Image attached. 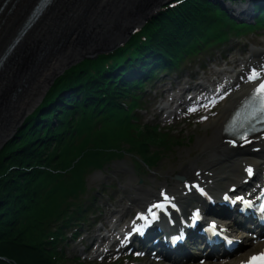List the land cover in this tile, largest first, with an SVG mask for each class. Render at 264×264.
I'll return each instance as SVG.
<instances>
[{"label":"trees","instance_id":"obj_1","mask_svg":"<svg viewBox=\"0 0 264 264\" xmlns=\"http://www.w3.org/2000/svg\"><path fill=\"white\" fill-rule=\"evenodd\" d=\"M216 10L233 22L219 5L208 0H185L178 9L158 14L153 18L156 29L134 70L155 63L170 64L202 45L209 38ZM256 10L264 14V6ZM112 79L111 75L86 79L84 70L58 79L41 106L0 151V264H77L50 249V243L42 242V237L52 233L49 224H24L22 217L33 208L39 187L45 182V170L69 167L71 159L63 145L73 121L78 117L83 124L91 119L92 108L123 110L120 101L125 100V87L130 82L123 77L114 84ZM98 86L105 87L107 99ZM60 87L64 92L55 94ZM155 137L145 129L140 139Z\"/></svg>","mask_w":264,"mask_h":264},{"label":"bare ground","instance_id":"obj_2","mask_svg":"<svg viewBox=\"0 0 264 264\" xmlns=\"http://www.w3.org/2000/svg\"><path fill=\"white\" fill-rule=\"evenodd\" d=\"M3 0H0V3ZM35 0H9L8 3L5 5L3 10L0 12V53L3 51L5 46L10 42L11 38L15 35L17 29L19 28L21 22L24 20L25 16L29 12L30 8L32 7ZM113 2H117L116 0H97L95 6H93V3L90 5L88 4V10L86 12L87 15H89L88 23L85 24V26H82L81 23L76 24L74 26V29L71 31L70 38L67 39L65 42V48L67 49L71 45H74V38L79 35L80 31H85L86 34V40L84 43H91L92 45H106L110 44V42H106L107 40L112 41L115 37H121L123 34V31L126 29L127 24H125V20L129 18L130 16H137L138 14V7L137 4H131L126 7H122L121 15L118 17V19L114 21L117 9L113 7ZM249 3H251V0H247L244 5L232 7V11L236 13H242L244 9H247L249 6ZM82 7V4L80 5V8ZM63 9V3L59 1L55 6L52 8L50 13L47 15V19H45L42 22V19L40 22H37L32 30L28 33L30 35L31 33L35 32V40L33 42L38 41L41 37L44 35H47L49 31L46 29L45 25L54 18L61 10ZM78 9L72 10L73 14L77 12ZM106 35V36H103ZM124 35V34H123ZM110 37V38H109ZM66 38V36H64ZM106 42V43H105ZM32 43V42H31ZM90 48V45H89ZM25 68V67H23ZM21 68L17 69L19 71ZM21 81H20V88L21 93L17 94V99L22 97V99H29L32 98V94L35 90H37L39 81L31 80L29 73L24 72L21 75ZM238 97V96H237ZM237 97L232 96L229 100V102L234 101ZM25 104L20 102V106H24ZM6 111V107L2 108L1 111ZM223 116L218 117V121H221ZM207 121H210V124H212L214 121H216V117L209 118ZM222 141V137L217 136V134L214 132L212 134L203 135L201 137H196V141L194 142L193 147L196 149H200L201 151H198V160L203 161V166L206 167L207 165H226L229 163V159L226 160L227 156H224L222 159H220L225 153H226V146L220 142ZM210 157V159L208 158ZM176 161L174 167H182L181 155L178 157L175 156ZM186 159V158H184ZM220 159V160H219ZM219 160V161H218ZM243 161H248L246 157H242ZM218 161V162H216ZM256 164V162H255ZM243 166V164H242ZM242 168V167H241ZM225 169L224 166H221L218 168V171H212L211 175H205V178H209V180H213L220 176L221 173H223V170ZM185 174L190 175L189 170H183ZM193 177V176H192ZM195 178V177H193ZM218 184V182H217ZM213 187V185H212ZM214 188V187H213ZM178 187L174 186V191H178ZM117 227H114L113 230H117ZM116 253V252H113Z\"/></svg>","mask_w":264,"mask_h":264},{"label":"rangeland","instance_id":"obj_3","mask_svg":"<svg viewBox=\"0 0 264 264\" xmlns=\"http://www.w3.org/2000/svg\"><path fill=\"white\" fill-rule=\"evenodd\" d=\"M99 120H101V119H98L97 121H99ZM98 127L101 128L100 126H98ZM86 135H88L90 138ZM197 135L201 136L200 132L197 133ZM94 137H95L94 133L90 134V132L88 133V131L85 130V136H84L83 141H82L84 143L81 146H85V144L87 145L88 141L93 139ZM112 143L114 145H108L107 149H108V151H110L111 149H114V150L112 151L111 154L109 153V155L105 159L106 163L101 169H98V170H95V169L90 170V168L84 169L86 167V162H87L84 159H81L77 163V164H80V166H81L79 168V172H82V174H79V177H78V179H80V184L82 187L80 195L81 194L83 195V192L87 188L93 189L94 187H98L99 184H101L103 186L105 184V182L106 183H112L113 178L116 175H121V174L125 175V172H123L124 169L127 170L128 173L132 171V167L130 166V162H131L130 157H132V155L129 154V152L125 146H122V145L118 146L119 142H118L117 136H114L112 138ZM191 145H192V141L188 142L185 145H183L181 143H178V145L177 144L174 145L173 151L166 153V154H163L161 156V159L158 162L157 166L158 165H162L164 167L171 166L172 164H170L168 162V156L171 154V158L175 157L177 151H179V153L182 152L181 159L188 157L189 155H191L193 152L196 151V149L194 147H192ZM107 161H110V162H107ZM172 161L173 160H171V162ZM82 176H83V178H82ZM61 201H67V200H66V198H61ZM101 264H104V263H101Z\"/></svg>","mask_w":264,"mask_h":264},{"label":"water","instance_id":"obj_4","mask_svg":"<svg viewBox=\"0 0 264 264\" xmlns=\"http://www.w3.org/2000/svg\"><path fill=\"white\" fill-rule=\"evenodd\" d=\"M32 47H33V43H29V45L27 47L14 50L7 60L8 63L6 64V67L10 68L15 63V62H13V59H14L13 54L15 52L21 51V50H26V51L30 52ZM37 50H39V48H37ZM74 53H76V55L78 56V55L83 53V50L80 47L76 48V50L74 52H72V50H69V53H68L69 56H67V57L68 58L74 57L75 56ZM60 64H61V62H60ZM68 65H69V60H67L66 62H62L60 68L57 71L53 72L52 75L53 76L57 75V73L59 71H61L62 68L66 67ZM3 85H2V87H3ZM2 87H0V90L2 89ZM41 88H42V85L39 84L37 87V90H35L33 92L32 98H29L28 100L32 101L34 99V96L38 92H40ZM16 96H17V94L14 92V90H9V91L5 92L4 94L0 95V97L3 100V102H1L2 104L0 105V111L2 108L6 107V111H4V113L6 114V117L4 119H0V145L2 143H4L5 140L7 138H9L13 132H15L17 127L23 121L24 116L27 114L28 110L31 108V106L30 107H26L25 105L20 106V102H22V100L24 101V99H22L21 97L19 99H17ZM35 100L36 99H34L33 102Z\"/></svg>","mask_w":264,"mask_h":264},{"label":"snow or ice","instance_id":"obj_5","mask_svg":"<svg viewBox=\"0 0 264 264\" xmlns=\"http://www.w3.org/2000/svg\"><path fill=\"white\" fill-rule=\"evenodd\" d=\"M249 81H259L254 90L253 99H257L259 101V106L256 108L257 112H264V70L256 71L252 70L251 74L248 76ZM190 111H195V108L190 109ZM245 139V142H248L246 137H242ZM249 175L252 174V169H248ZM237 199H243L242 197H238ZM245 203H250V201H245ZM154 207H163V205H155ZM264 210V209H262ZM155 214L153 213V216ZM247 264H264V252L259 253L258 255H253L248 261Z\"/></svg>","mask_w":264,"mask_h":264}]
</instances>
